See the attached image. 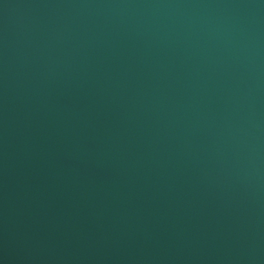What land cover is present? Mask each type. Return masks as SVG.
<instances>
[{
	"label": "water",
	"instance_id": "1",
	"mask_svg": "<svg viewBox=\"0 0 264 264\" xmlns=\"http://www.w3.org/2000/svg\"><path fill=\"white\" fill-rule=\"evenodd\" d=\"M0 264H264V0H0Z\"/></svg>",
	"mask_w": 264,
	"mask_h": 264
}]
</instances>
